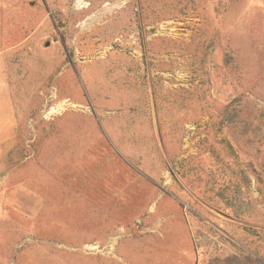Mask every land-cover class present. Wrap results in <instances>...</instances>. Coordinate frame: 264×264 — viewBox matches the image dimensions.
Segmentation results:
<instances>
[{
  "label": "rangeland",
  "instance_id": "374dc122",
  "mask_svg": "<svg viewBox=\"0 0 264 264\" xmlns=\"http://www.w3.org/2000/svg\"><path fill=\"white\" fill-rule=\"evenodd\" d=\"M0 264H264V0H0Z\"/></svg>",
  "mask_w": 264,
  "mask_h": 264
},
{
  "label": "trees",
  "instance_id": "16d2710c",
  "mask_svg": "<svg viewBox=\"0 0 264 264\" xmlns=\"http://www.w3.org/2000/svg\"><path fill=\"white\" fill-rule=\"evenodd\" d=\"M183 179H186V175H183ZM213 179L214 178L210 176L208 181H214ZM221 180L222 183L219 185L217 194L220 201L212 203L211 200H209L207 202L209 207L219 213L230 215L234 219H242L245 213L249 211V208H253L254 198H251L250 200L244 199L241 181H233L232 179L226 181L224 178H221ZM247 230L249 234L254 233L252 228H248ZM201 236L202 234L199 231L197 233V238L199 239ZM198 246L201 249L203 244L199 242Z\"/></svg>",
  "mask_w": 264,
  "mask_h": 264
},
{
  "label": "bare ground",
  "instance_id": "6f19581e",
  "mask_svg": "<svg viewBox=\"0 0 264 264\" xmlns=\"http://www.w3.org/2000/svg\"><path fill=\"white\" fill-rule=\"evenodd\" d=\"M79 1V4L80 3H82V0H78ZM94 20V16L93 17H91V18H89L87 21H86V23H88L87 25H89V22L91 23V21H93ZM85 23V24H86Z\"/></svg>",
  "mask_w": 264,
  "mask_h": 264
},
{
  "label": "water",
  "instance_id": "95a60500",
  "mask_svg": "<svg viewBox=\"0 0 264 264\" xmlns=\"http://www.w3.org/2000/svg\"><path fill=\"white\" fill-rule=\"evenodd\" d=\"M50 45V43H47V46H49Z\"/></svg>",
  "mask_w": 264,
  "mask_h": 264
}]
</instances>
